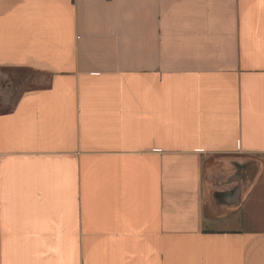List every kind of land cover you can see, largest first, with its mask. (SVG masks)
<instances>
[{"label":"crops","instance_id":"0c3cea01","mask_svg":"<svg viewBox=\"0 0 264 264\" xmlns=\"http://www.w3.org/2000/svg\"><path fill=\"white\" fill-rule=\"evenodd\" d=\"M0 264H264V0H0Z\"/></svg>","mask_w":264,"mask_h":264}]
</instances>
